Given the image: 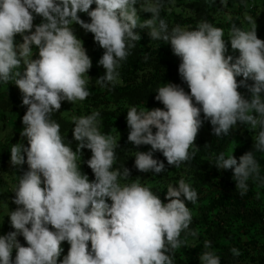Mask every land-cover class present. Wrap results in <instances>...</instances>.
Listing matches in <instances>:
<instances>
[{
    "label": "clouds",
    "instance_id": "obj_1",
    "mask_svg": "<svg viewBox=\"0 0 264 264\" xmlns=\"http://www.w3.org/2000/svg\"><path fill=\"white\" fill-rule=\"evenodd\" d=\"M137 4L138 0H0V82L14 79L28 106L21 136L30 145L22 142L10 149L13 166L26 162L29 167L14 189L18 207L9 216L15 231L0 235V264H58L64 241L70 248L60 264H174L171 254L181 247V234L192 222L185 201L195 203L198 197L184 179L167 187V203L140 183H120L130 177V169H113L118 145L99 131V112L73 118L76 151L63 142L51 114L61 109L62 101L74 103L90 94L84 77L92 59L74 24L94 34L106 50L98 61L106 69L97 80L101 86L117 81V69L133 42L141 39L134 31L137 27L148 28L153 40L170 43L181 59L179 75L190 92L167 82L155 97L164 108L127 111L128 141L151 145L147 152L136 151L139 171H165L164 161L154 158L156 151L175 167L189 160L204 121H210L217 137L230 134L240 122L259 129L254 150L239 159L221 152L215 166L233 171L242 197L249 180L259 178L255 153H264V39L258 38L256 28L233 27L228 37L232 50L239 51L234 58L226 55L221 28L204 21L191 30L179 25L170 29L161 18L163 0H144L142 10L152 15L141 23ZM80 12L87 13L90 22L81 19ZM37 15L43 20L34 25ZM17 34L22 41L17 42ZM33 48L38 51L35 59ZM21 65L23 71H15ZM238 76L243 79L238 81ZM242 86L251 93L250 99L238 91ZM85 148L92 152L87 160L95 176L91 181L76 162L77 153ZM20 235L28 246L19 242ZM205 247L211 242L205 241ZM231 251L240 254L238 249ZM199 259L200 264H221L212 251Z\"/></svg>",
    "mask_w": 264,
    "mask_h": 264
},
{
    "label": "trees",
    "instance_id": "obj_2",
    "mask_svg": "<svg viewBox=\"0 0 264 264\" xmlns=\"http://www.w3.org/2000/svg\"><path fill=\"white\" fill-rule=\"evenodd\" d=\"M143 6L144 0H138L136 7L141 23L152 15L143 11ZM96 7L95 3L91 5V9ZM79 15L81 19L90 22L91 18L87 13L80 12ZM161 18L166 20L170 29L179 25L191 30L204 21L221 28L228 48L226 55H233L234 58L239 56V51L232 50L228 37L233 27L243 30L256 28L258 38L264 39V0H226V3L223 0H163ZM42 20L43 18L37 15L34 25ZM73 27L92 59V67L84 77L90 94L84 100L74 103L62 101L61 109L51 114L50 119L60 125L63 142L76 151L78 142L73 138V118L99 112V131L112 136L118 145L115 149L116 160L113 169L121 172L125 167L130 169V177L120 180L122 185L140 183L154 194L160 195L161 200L167 203L166 193L169 185H177L180 179L190 184L197 192L198 198L195 203L185 201L191 211L192 222L189 229L181 234V247L171 254L174 264H200V254L205 251L218 255L221 264H264V153H255L260 175L259 178L249 180V190L243 197L236 189L233 171L221 170L215 166L221 152L226 156L234 154L239 159L241 155L254 150V136L259 129L253 130L238 122L237 126L230 130V134L217 137L210 121H204L195 144L189 150V160L175 167L168 164L162 152L156 151L154 158L164 161L165 171L159 174L139 171L135 167L136 151L147 152L151 145L136 146L128 141L130 129L126 122L127 111L131 107L138 110L164 108L155 97L156 91L167 82L179 84L185 91L190 92L179 75L181 59L173 53L170 43L153 40L148 28L137 27L134 31L140 34L141 39L133 42L135 46L129 49L127 59L121 62L117 69V81L101 86L97 80L105 75L106 69L99 65L98 61L106 50L94 40V34L86 32L79 24H74ZM16 39L17 42L22 41L19 34ZM36 51V48H33L34 55H38ZM21 67L23 68V65ZM241 79L242 76L237 77L238 81ZM248 83L254 81L249 80ZM238 91L246 98H251V93L246 87L242 86ZM27 107L22 103V94L0 90V219L3 206L11 200L20 176L29 167L26 162L19 167L10 162V149L14 144L23 142L25 146H30L27 138L21 136L24 127L22 118ZM91 155V150L85 148L82 153H77L76 161L90 181L95 179L87 164ZM49 228L51 229L50 225ZM12 231L15 229L11 226L10 218L0 220V235ZM18 240L23 246H28L22 235L18 236ZM205 241L211 242L210 248L205 247ZM61 246L63 252L58 258V264L67 255L70 244L64 241ZM233 248L239 250L238 256L231 251ZM15 255L14 249L13 259Z\"/></svg>",
    "mask_w": 264,
    "mask_h": 264
},
{
    "label": "rangeland",
    "instance_id": "obj_3",
    "mask_svg": "<svg viewBox=\"0 0 264 264\" xmlns=\"http://www.w3.org/2000/svg\"><path fill=\"white\" fill-rule=\"evenodd\" d=\"M37 50V49H36ZM38 53V52H36ZM38 55L35 54L33 56V58H37ZM15 71H20L22 72L23 71V68L21 67L20 69H17ZM0 90L2 91H9L11 92L12 94H21L18 86H16L14 84V79L11 80L10 82H0ZM15 189V188H14ZM14 192V191H13ZM14 197H15V192H14V195L13 197L11 198V200L9 202H7L4 206H3V214H2V217L0 220H3V219H8L10 218L9 214L12 210H15L18 206L13 202L14 201Z\"/></svg>",
    "mask_w": 264,
    "mask_h": 264
}]
</instances>
